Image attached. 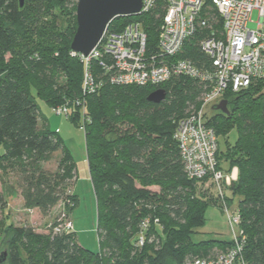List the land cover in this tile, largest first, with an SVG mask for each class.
Here are the masks:
<instances>
[{
  "label": "trees",
  "instance_id": "16d2710c",
  "mask_svg": "<svg viewBox=\"0 0 264 264\" xmlns=\"http://www.w3.org/2000/svg\"><path fill=\"white\" fill-rule=\"evenodd\" d=\"M75 10L76 0H24L22 7L18 0H0V172L16 177L25 209L47 215L61 202L69 217L77 202L70 190L76 165L60 134L46 125L39 127L45 116L36 98L51 108L69 105L68 118L74 124L79 121L75 100L84 99L85 150L96 197L99 249L81 245L74 231L54 233L55 217L46 233L30 226L3 227L8 240L0 264H187L222 252L230 238L192 240L205 223V209L217 206L219 197L211 184L204 187L203 181L185 176L172 137L177 120L198 105L203 84L174 76L159 85L106 82L96 92L83 94V64L70 54ZM161 13L158 6L146 14L117 16L109 29L120 31L139 21L153 51ZM59 15L69 19L58 20ZM198 40L196 32L177 57L196 64L206 61ZM158 88L166 91L165 99L148 101V94ZM222 99L228 113L212 107L207 124L224 138V150L218 140V167L223 169L224 161L225 172L232 167L238 171L225 193L230 205L238 198L244 235L240 256L245 264H264V80H254L237 93L227 91ZM232 130L236 138L230 143ZM56 151V168L49 171L44 164ZM6 197L0 191V208ZM146 218V242L136 247Z\"/></svg>",
  "mask_w": 264,
  "mask_h": 264
},
{
  "label": "built area",
  "instance_id": "2783aa9c",
  "mask_svg": "<svg viewBox=\"0 0 264 264\" xmlns=\"http://www.w3.org/2000/svg\"><path fill=\"white\" fill-rule=\"evenodd\" d=\"M158 6L162 13L153 51L148 49L147 35L139 21L127 23L120 31L110 30L109 22L88 54L70 51L83 64L82 92L94 93L106 82L159 85L174 76H186L203 84L198 105L177 120L172 137L185 176L198 182L207 180L204 185L210 183L216 190L217 207L227 218L231 243L214 256L195 257L187 264H245L240 256L244 243L241 217L225 193L226 186L237 179L238 171L236 167L228 172L218 167V137L207 124V116L225 92L237 93L254 80H264V0H142L140 10L133 15L146 14ZM253 10L257 11V21L250 29ZM214 14L220 21V33L214 27ZM196 32L198 49L206 60L200 64L177 57ZM83 103L82 98L75 100L84 130L87 118ZM52 112L68 117L69 105H57ZM60 204L53 232L73 231L72 221ZM149 224L148 218L141 222L136 247L145 244Z\"/></svg>",
  "mask_w": 264,
  "mask_h": 264
},
{
  "label": "rangeland",
  "instance_id": "374dc122",
  "mask_svg": "<svg viewBox=\"0 0 264 264\" xmlns=\"http://www.w3.org/2000/svg\"><path fill=\"white\" fill-rule=\"evenodd\" d=\"M71 6L72 5L70 4V7ZM59 19L69 18L68 15H59L58 20ZM250 19L251 21L248 23V28L253 29L255 28V22L257 21L256 10L252 11ZM213 23L217 32L220 33V21L216 14H214ZM36 101L40 107L41 113L48 120L50 117L56 119L58 118L59 120L64 121L66 124L65 129H63L64 132H62V137L65 141L64 144L68 147L72 157L74 158L73 160L76 165V175L78 177L76 183L72 184L73 190L77 197V202L73 209L69 212V217L74 223L78 242L87 249L96 251L99 249L96 231V197L88 177V168L85 158L86 150L84 130L82 125L79 124L80 119L74 124L69 120L68 117L63 118L62 116L53 114L49 107L42 100L36 98ZM211 115L212 112L209 114V117H211ZM38 124H40V122H38ZM227 138L230 143L234 142L236 138V131L232 130L228 134ZM218 140L219 149L224 150V138L219 136ZM2 152L3 148L0 145V154ZM59 156L60 151H56L53 154V158L44 164V168L49 171H54L56 168V160H58ZM221 167L223 169H227V163L223 161L221 163ZM203 182L207 183L208 181L206 180ZM208 185L210 186V183L204 185V187ZM2 190L7 194V202L4 207L0 208V254L5 251L8 240L7 236L2 231L3 227L5 228L9 224L13 226H30L36 232L46 233L48 232V227H50L48 225L52 224L53 219L58 215L59 210H61L60 202L54 206L47 215H42L37 209H25L19 194L20 190L17 185L16 177L12 173L1 175L0 172V191ZM227 196H229V194ZM237 202L238 198L235 197L231 203V207L233 209L237 207ZM230 234L231 233L225 214L217 206L210 205L205 209L204 225L197 228L196 232L192 235V240L196 242L207 239L228 240L230 238ZM227 247L228 245L226 248Z\"/></svg>",
  "mask_w": 264,
  "mask_h": 264
},
{
  "label": "water",
  "instance_id": "95a60500",
  "mask_svg": "<svg viewBox=\"0 0 264 264\" xmlns=\"http://www.w3.org/2000/svg\"><path fill=\"white\" fill-rule=\"evenodd\" d=\"M142 0H77L75 18L76 29L70 42V51L86 55L96 45L106 25L117 16L136 14L141 8ZM22 7L24 0H18ZM166 91L155 89L148 94L147 100L159 103L165 99ZM215 109L228 113L227 101L221 99ZM2 253L1 259L4 258Z\"/></svg>",
  "mask_w": 264,
  "mask_h": 264
},
{
  "label": "crops",
  "instance_id": "0c3cea01",
  "mask_svg": "<svg viewBox=\"0 0 264 264\" xmlns=\"http://www.w3.org/2000/svg\"><path fill=\"white\" fill-rule=\"evenodd\" d=\"M49 109H50V111L52 112V108L51 107H49ZM53 113V112H52ZM54 114V113H53ZM63 118H66V117H64V116H62ZM39 122H40V124H38L39 125V127H42V126H44V125H46V127L47 128H49L50 130H53V131H57L59 134H60V136L62 137V132H64V130L63 129H65V126H66V124L64 123V121H61V120H59L58 118L56 119V118H52V117H50L49 118V120L45 117V121H42V120H39ZM62 139H63V137H62ZM63 141H64V139H63ZM65 142V141H64ZM86 158V157H85ZM74 159V158H73ZM57 161V160H56ZM86 163H87V159H86ZM87 168H88V165H87ZM88 177H89V180H90V176H89V171H88ZM87 177V178H88ZM77 179H78V177H77V175H76V170H75V177H74V180L72 181V184L73 183H76V181H77ZM91 182V181H90ZM70 190H71V192L73 193V194H75V192H74V190H73V185H71V188H70ZM70 215V214H69ZM70 218V217H69ZM72 221V220H71ZM72 224H73V231L75 232V226H74V223H73V221H72ZM75 234H76V232H75ZM76 236H77V234H76Z\"/></svg>",
  "mask_w": 264,
  "mask_h": 264
}]
</instances>
